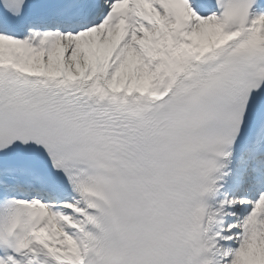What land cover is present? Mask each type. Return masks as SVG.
<instances>
[{
  "label": "snow or ice",
  "instance_id": "6c2138e0",
  "mask_svg": "<svg viewBox=\"0 0 264 264\" xmlns=\"http://www.w3.org/2000/svg\"><path fill=\"white\" fill-rule=\"evenodd\" d=\"M0 264H264V0H0Z\"/></svg>",
  "mask_w": 264,
  "mask_h": 264
}]
</instances>
